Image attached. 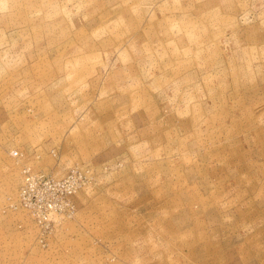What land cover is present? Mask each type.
<instances>
[{
    "label": "rangeland",
    "instance_id": "rangeland-1",
    "mask_svg": "<svg viewBox=\"0 0 264 264\" xmlns=\"http://www.w3.org/2000/svg\"><path fill=\"white\" fill-rule=\"evenodd\" d=\"M0 264H264V0H0Z\"/></svg>",
    "mask_w": 264,
    "mask_h": 264
},
{
    "label": "built area",
    "instance_id": "built-area-1",
    "mask_svg": "<svg viewBox=\"0 0 264 264\" xmlns=\"http://www.w3.org/2000/svg\"><path fill=\"white\" fill-rule=\"evenodd\" d=\"M12 155L17 156V153L14 151ZM23 175V180L17 192L18 204L22 209L28 212L38 227L40 226L45 228L46 226L50 225L51 221L53 222L54 219L51 220L50 215L52 212H54L57 204L48 201V203L38 205L34 200V190L41 183L46 184L48 182V186H51V184L64 185L66 182H69V179L56 180L46 177L43 174L35 173L29 168H26L23 171ZM77 188H79V186L74 182V186L71 185V189H69L68 192L74 193Z\"/></svg>",
    "mask_w": 264,
    "mask_h": 264
}]
</instances>
